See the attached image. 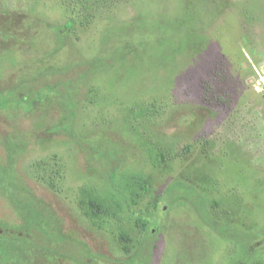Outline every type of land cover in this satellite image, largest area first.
Masks as SVG:
<instances>
[{
    "label": "rangeland",
    "instance_id": "obj_1",
    "mask_svg": "<svg viewBox=\"0 0 264 264\" xmlns=\"http://www.w3.org/2000/svg\"><path fill=\"white\" fill-rule=\"evenodd\" d=\"M0 264H264V0H0Z\"/></svg>",
    "mask_w": 264,
    "mask_h": 264
},
{
    "label": "trees",
    "instance_id": "obj_2",
    "mask_svg": "<svg viewBox=\"0 0 264 264\" xmlns=\"http://www.w3.org/2000/svg\"><path fill=\"white\" fill-rule=\"evenodd\" d=\"M180 188V187H179ZM194 195V193L192 192V190H189V192H187V195H181L180 197L181 198H183V199H185L186 197H190V196H193ZM207 222V224L210 226V227H212L215 231H217L220 235H222L223 237H227V238H235L236 236L235 235H233V234H230L229 232H228V230H226V229H224V228H222V227H220V226H218V225H215V224H212V222L211 221H206ZM26 234H27V232H24V233H22L21 232V235H19V237L20 238H25L26 237ZM28 237V236H27ZM253 247H251L250 248V250L252 249Z\"/></svg>",
    "mask_w": 264,
    "mask_h": 264
}]
</instances>
